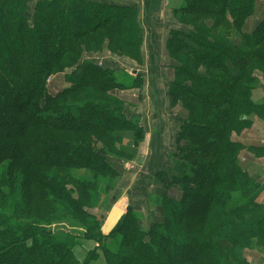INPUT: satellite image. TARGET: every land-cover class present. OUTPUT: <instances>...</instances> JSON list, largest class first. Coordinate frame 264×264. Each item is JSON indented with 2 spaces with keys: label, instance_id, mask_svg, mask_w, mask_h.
Masks as SVG:
<instances>
[{
  "label": "trees",
  "instance_id": "obj_1",
  "mask_svg": "<svg viewBox=\"0 0 264 264\" xmlns=\"http://www.w3.org/2000/svg\"><path fill=\"white\" fill-rule=\"evenodd\" d=\"M258 2L181 0L175 9L170 94L187 115L178 117L173 165L156 175L178 194L160 197L163 215L149 225L129 206L107 235L88 207L123 175L127 138L136 148L146 136L114 91L144 79H119L106 56L84 53L106 45L142 64L140 10L0 0V264H251L246 250H264V183L240 154H264V144L235 136L252 112L264 117V101L253 99L254 72L264 70V14L252 27ZM57 76L64 85L55 90Z\"/></svg>",
  "mask_w": 264,
  "mask_h": 264
},
{
  "label": "rangeland",
  "instance_id": "obj_2",
  "mask_svg": "<svg viewBox=\"0 0 264 264\" xmlns=\"http://www.w3.org/2000/svg\"><path fill=\"white\" fill-rule=\"evenodd\" d=\"M258 4L260 14L256 21L260 20L264 14V0H259ZM230 39H235L237 43L241 41L240 35L234 31H232ZM154 49L156 48L142 49L144 55L142 64L121 53L111 51L106 45L100 50L91 49L84 53L86 57L106 56L107 64L112 65L118 71L119 79H125L126 76L129 79L136 73H141L144 79L142 88L114 91L116 97L125 102L130 113L140 114L146 136L136 148L130 145L131 142L127 138L125 147L132 152L133 156L121 160L125 165L123 175L111 181L113 187L109 191L101 189L94 193L93 201L88 208L105 224L113 206L116 205L126 210L129 206L139 209L145 225H149L153 219L159 220L163 215V208L158 204L160 197L166 192H170L172 195L178 194L176 191L178 188L164 185L156 174L159 171L165 173L173 165L172 154L176 151V137L179 132L180 120L178 117L186 116L187 111L181 103L173 105L171 100L170 85L174 79L175 61L170 56L167 47L158 48L160 51ZM123 70L126 73H123ZM254 73L258 79L257 86L264 84V70H256ZM52 81L54 82L51 86H54L55 90L64 85L61 76L54 77ZM249 117L252 120L251 124L235 138L246 144L249 143L244 140L245 137L251 141L257 138L262 140L261 144H264V117L262 118L255 112H252ZM240 160L250 173L256 175L264 183V154L244 149L240 154ZM167 181H170V178ZM16 190H18L17 196L20 198L18 187ZM259 200L264 203V192L260 195ZM90 244L92 245L91 242L86 244V247ZM245 255L247 259L262 260L264 250L248 249Z\"/></svg>",
  "mask_w": 264,
  "mask_h": 264
},
{
  "label": "crops",
  "instance_id": "obj_3",
  "mask_svg": "<svg viewBox=\"0 0 264 264\" xmlns=\"http://www.w3.org/2000/svg\"><path fill=\"white\" fill-rule=\"evenodd\" d=\"M104 1V0H100ZM108 2L121 3L126 5L136 4L140 10V22H142L144 45L143 49L166 47V42L171 29L180 28V24L174 18L175 9L180 6L181 0H105ZM36 0H31V6ZM257 21L252 23V27ZM253 99L256 102L264 101V84L257 86L253 92ZM135 114L140 115L135 112ZM180 127V121L179 125ZM178 136V135H177ZM177 138V137H176ZM249 144L262 143L261 139L254 138L252 141L247 137L244 138ZM251 264H264V258L249 259Z\"/></svg>",
  "mask_w": 264,
  "mask_h": 264
},
{
  "label": "water",
  "instance_id": "obj_4",
  "mask_svg": "<svg viewBox=\"0 0 264 264\" xmlns=\"http://www.w3.org/2000/svg\"><path fill=\"white\" fill-rule=\"evenodd\" d=\"M126 213V209L119 207V206H113V209L110 213V216L107 219V223L104 226V233L105 234H111L112 231H114V229L118 226V224L120 223L121 218L124 216V214Z\"/></svg>",
  "mask_w": 264,
  "mask_h": 264
}]
</instances>
